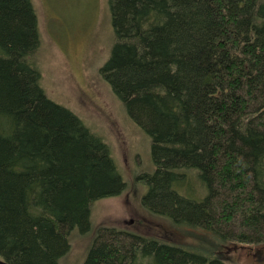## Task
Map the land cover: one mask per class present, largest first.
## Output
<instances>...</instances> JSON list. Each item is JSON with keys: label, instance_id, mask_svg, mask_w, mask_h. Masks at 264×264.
I'll return each mask as SVG.
<instances>
[{"label": "trees", "instance_id": "1", "mask_svg": "<svg viewBox=\"0 0 264 264\" xmlns=\"http://www.w3.org/2000/svg\"><path fill=\"white\" fill-rule=\"evenodd\" d=\"M99 69L150 139L142 207L221 243L264 242V0H107ZM31 0H0V259L60 264L124 189L109 146L42 88ZM194 179L199 193L191 188ZM237 225L236 231H229ZM82 264H228L100 227Z\"/></svg>", "mask_w": 264, "mask_h": 264}, {"label": "rangeland", "instance_id": "2", "mask_svg": "<svg viewBox=\"0 0 264 264\" xmlns=\"http://www.w3.org/2000/svg\"><path fill=\"white\" fill-rule=\"evenodd\" d=\"M31 1L38 17L44 92L103 139L124 183L119 195L94 202L90 230L70 234V248L60 264H82L100 227L126 230L194 253H210L228 264H264V242L223 244L212 234L172 225L142 207L148 187L139 177L154 169L150 139L128 116L99 73L112 44L107 0ZM191 181V188L199 193L196 181ZM237 229L233 225L229 231Z\"/></svg>", "mask_w": 264, "mask_h": 264}, {"label": "water", "instance_id": "3", "mask_svg": "<svg viewBox=\"0 0 264 264\" xmlns=\"http://www.w3.org/2000/svg\"><path fill=\"white\" fill-rule=\"evenodd\" d=\"M0 264H7V263L0 259Z\"/></svg>", "mask_w": 264, "mask_h": 264}]
</instances>
